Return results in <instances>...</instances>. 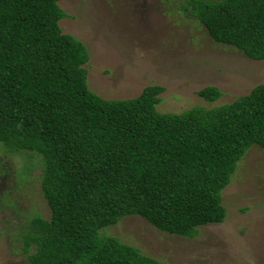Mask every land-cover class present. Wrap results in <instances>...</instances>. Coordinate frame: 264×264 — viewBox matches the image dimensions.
<instances>
[{
  "label": "trees",
  "instance_id": "1",
  "mask_svg": "<svg viewBox=\"0 0 264 264\" xmlns=\"http://www.w3.org/2000/svg\"><path fill=\"white\" fill-rule=\"evenodd\" d=\"M57 2L0 0V147L39 158L49 213L20 224L25 261L160 264L103 232L127 216L185 239L221 223L238 161L251 146L264 150V83L179 114L156 112L159 85L103 99L87 88L86 47L62 32ZM179 3L213 42L264 60V0ZM197 95L221 96L212 86Z\"/></svg>",
  "mask_w": 264,
  "mask_h": 264
},
{
  "label": "rangeland",
  "instance_id": "2",
  "mask_svg": "<svg viewBox=\"0 0 264 264\" xmlns=\"http://www.w3.org/2000/svg\"><path fill=\"white\" fill-rule=\"evenodd\" d=\"M62 32L87 50V88L106 100L134 98L149 85L164 91L158 113L179 114L232 102L264 83V60L213 42L179 0H58ZM221 96L207 102L204 87ZM26 168L22 170L23 166ZM41 162L0 147V264H27L16 235L26 218L49 215L40 189ZM21 170V171H20ZM225 216L190 239L159 232L127 216L103 234L160 264H264V150L251 146L221 191ZM25 214V218H21ZM21 230V229H20Z\"/></svg>",
  "mask_w": 264,
  "mask_h": 264
}]
</instances>
